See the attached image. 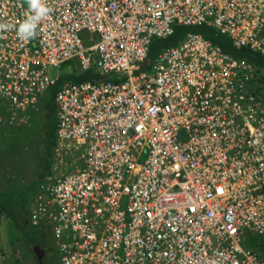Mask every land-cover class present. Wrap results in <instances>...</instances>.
I'll use <instances>...</instances> for the list:
<instances>
[{"label": "built area", "instance_id": "built-area-1", "mask_svg": "<svg viewBox=\"0 0 264 264\" xmlns=\"http://www.w3.org/2000/svg\"><path fill=\"white\" fill-rule=\"evenodd\" d=\"M38 35L0 31V126L27 123L58 77L50 170L29 220L60 264H264V69L199 33L149 59L176 24L213 26L264 57V0H46ZM25 0H0L18 24ZM149 63L145 65L146 61Z\"/></svg>", "mask_w": 264, "mask_h": 264}, {"label": "trees", "instance_id": "trees-1", "mask_svg": "<svg viewBox=\"0 0 264 264\" xmlns=\"http://www.w3.org/2000/svg\"><path fill=\"white\" fill-rule=\"evenodd\" d=\"M188 33H199L204 38L211 41L213 44L220 46L225 52L233 56L253 62L258 67L264 69V57L262 56V54L247 47H242V48L235 47L230 37L220 33L213 26L207 24H201V25L176 24L174 26L173 32L170 35L161 38H156L153 40V42L150 45L149 59L153 60L157 56V54L161 52L163 49L177 45L181 40H183V38ZM67 64H71V61L65 63L63 66H66ZM121 78L122 75L117 72L108 75H101L99 73H96L93 70V68L89 70H84L82 72L69 74L65 78L59 77L56 80V82H54L52 86L44 94L40 109L39 111H37L39 113L41 111L45 113L44 117L46 119V122L49 123L51 126L49 133L52 134L51 137L52 140L50 146L48 147V151L52 149L55 140V130L57 123L55 96L57 94V91L63 85V83L66 81L82 82L86 80H94V81H100L105 79L119 80ZM37 112L29 113L31 115V118L29 117L30 120H28L27 123H19L16 124L14 127H9L6 124L0 126V136L4 137L3 141L5 140L6 137H18L19 133L22 132L26 133V131H28L31 125V121L36 117L35 115ZM15 152L16 151H14V155L16 154ZM1 153L3 154V150H1ZM11 156L12 155H10V157ZM0 157H1L0 186H5L6 188L12 189L10 184L13 183V181L16 182V180H14L13 178V175H10L12 163L9 160L6 162L3 161L2 157L4 156L1 155ZM46 164H47V168H45V170L50 169L49 158L48 161H46ZM40 173L35 176V179L33 181V184H31V187L21 189L20 185H15L17 187L14 189L17 190L16 192H8L7 190L0 189V211H2L10 219L11 223L24 234L23 236L20 237L17 236V238H14V241L15 240L19 241L24 239L25 240L24 243H26L27 248L29 249H30V244H38L44 239L43 235L41 234V230H43L44 235H46L45 231L47 234H50V230L53 232L52 225L49 223L45 222L43 223V225L40 224V225L30 226L29 223L26 222V220L29 218V213H30L28 206L31 200V196L33 195L36 198L39 196L40 184L44 181V179H46L47 173L44 174L43 172L41 175ZM5 174L7 175L9 174V176L5 177ZM20 174L22 175L24 174V172ZM5 178L7 180L6 182H5ZM27 232H29L28 233L29 236L26 235ZM246 244L254 248L255 250L264 252V236L251 234L250 239L247 241ZM36 262L38 264L37 258H36ZM48 262H50V264L51 263L60 264V261H57L56 263L53 260H48Z\"/></svg>", "mask_w": 264, "mask_h": 264}, {"label": "rangeland", "instance_id": "rangeland-1", "mask_svg": "<svg viewBox=\"0 0 264 264\" xmlns=\"http://www.w3.org/2000/svg\"><path fill=\"white\" fill-rule=\"evenodd\" d=\"M77 72H82V70L79 68L76 58L71 61V64H67L66 66L50 67V75L53 78H65L69 74ZM37 113L26 132L28 134L22 132L19 133L18 137H6L4 141V137L0 136V156H4L2 157L3 161L6 162L9 160L12 163L10 175H13L14 180L18 178L15 184L18 183V176L23 172L24 174L26 173L28 177L31 176V184H33L35 176L47 168L46 161H48V158L51 156L50 151H48V147L52 140V134L49 133L51 126L46 122L44 117L45 113L43 111ZM1 150H3V154ZM14 151H16L15 155ZM10 155L12 156L10 157ZM25 166L29 167L28 170H24ZM6 176H9V174H5V177ZM6 181L5 178V182ZM0 189L7 190L8 192L17 191L14 190L15 188L9 189L5 186H2ZM36 199L37 198L33 196L32 201ZM20 233L21 231L11 223L10 219L2 211H0V264H37L36 260H34V251L31 249L32 252L30 253L29 249L25 248L21 242L14 241L16 234ZM47 237L49 239L52 238L50 234L47 235ZM50 241L51 240H46V242ZM45 264H50V262Z\"/></svg>", "mask_w": 264, "mask_h": 264}, {"label": "clouds", "instance_id": "clouds-1", "mask_svg": "<svg viewBox=\"0 0 264 264\" xmlns=\"http://www.w3.org/2000/svg\"><path fill=\"white\" fill-rule=\"evenodd\" d=\"M25 3L27 9L23 12L22 21L18 24L0 23V31L14 30L22 41L35 39L38 35V25L52 12V9L47 6L46 0H25ZM29 250L31 251V248Z\"/></svg>", "mask_w": 264, "mask_h": 264}, {"label": "flooded vegetation", "instance_id": "flooded-vegetation-1", "mask_svg": "<svg viewBox=\"0 0 264 264\" xmlns=\"http://www.w3.org/2000/svg\"><path fill=\"white\" fill-rule=\"evenodd\" d=\"M26 222L29 223L30 226L31 225H40V224H33L32 222H30L29 218L26 220ZM41 224L43 225V223H41ZM28 233L29 232L26 233L27 236H29ZM41 234L44 237V239H43L44 241L42 240L43 242L41 241L40 243H38L36 245H39L41 248H43L44 252H43L42 262L38 261V264L49 263L48 260H53V261H55L57 263V261H59V259H60V253H59L57 245L55 244L54 236H53L52 231L50 230V235L52 236L51 239H49L47 237V235H49V234H47L46 231H45L46 235H44L43 230H41ZM23 235L24 234L22 232L20 234H17L18 237L23 236ZM21 239H23V238H21ZM45 240H51V241L50 242H46ZM24 241H25L24 239L23 240H19V242L23 243V245L25 247H27V245H26V243H24ZM30 253H31V251H30ZM35 257L37 258L36 254H35ZM35 257H34V260H36ZM37 260H38V258H37Z\"/></svg>", "mask_w": 264, "mask_h": 264}, {"label": "crops", "instance_id": "crops-1", "mask_svg": "<svg viewBox=\"0 0 264 264\" xmlns=\"http://www.w3.org/2000/svg\"><path fill=\"white\" fill-rule=\"evenodd\" d=\"M43 100V99H42ZM30 118H31V115H30ZM30 118H29V120H30ZM27 132V131H26ZM54 142H55V140H54ZM53 148V147H52ZM50 158H49V166H50V163H51V158H52V149L50 150ZM28 168L29 167H26L25 166V169H27L28 170ZM24 169V170H25ZM49 170L50 169H48V170H45V171H42L41 173H40V175L44 172V174L45 173H48L49 172ZM19 181H18V183L17 184H15L16 182H14L13 181V183H11L10 185H11V187L12 188H17L15 185H20L21 186V189H23V188H28V187H31V176H29L28 177V175H26V173L25 174H20L19 176ZM16 181L18 180V178L17 179H15ZM0 188H2V186H0ZM32 199H33V195L31 196V200H30V202H29V205L31 206V202H32ZM30 206H29V208H30ZM15 238H17V234H16V236H15ZM17 240H15V242H16ZM20 243V242H19ZM23 244V243H22ZM25 248H27V247H25ZM18 256H19V254H18Z\"/></svg>", "mask_w": 264, "mask_h": 264}, {"label": "water", "instance_id": "water-1", "mask_svg": "<svg viewBox=\"0 0 264 264\" xmlns=\"http://www.w3.org/2000/svg\"><path fill=\"white\" fill-rule=\"evenodd\" d=\"M149 63V60L146 61L145 65ZM30 248L34 251V253L37 255L38 261L42 262V257H43V248H41L39 245L36 244H31Z\"/></svg>", "mask_w": 264, "mask_h": 264}, {"label": "bare ground", "instance_id": "bare-ground-1", "mask_svg": "<svg viewBox=\"0 0 264 264\" xmlns=\"http://www.w3.org/2000/svg\"><path fill=\"white\" fill-rule=\"evenodd\" d=\"M59 261H60V259H59Z\"/></svg>", "mask_w": 264, "mask_h": 264}]
</instances>
